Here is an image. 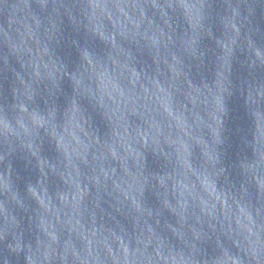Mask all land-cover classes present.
Here are the masks:
<instances>
[{
  "label": "water",
  "instance_id": "95a60500",
  "mask_svg": "<svg viewBox=\"0 0 264 264\" xmlns=\"http://www.w3.org/2000/svg\"><path fill=\"white\" fill-rule=\"evenodd\" d=\"M0 264H264V0H0Z\"/></svg>",
  "mask_w": 264,
  "mask_h": 264
}]
</instances>
